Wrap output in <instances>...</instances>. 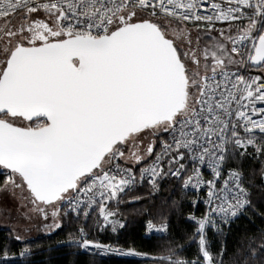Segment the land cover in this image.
Segmentation results:
<instances>
[{
	"label": "snow or ice",
	"instance_id": "snow-or-ice-1",
	"mask_svg": "<svg viewBox=\"0 0 264 264\" xmlns=\"http://www.w3.org/2000/svg\"><path fill=\"white\" fill-rule=\"evenodd\" d=\"M247 158L264 165V0H0V193L29 221L74 218L78 247L151 264H264V229L231 255L209 236L251 206ZM168 177L195 191L194 252L93 238L127 227L126 190ZM146 216L145 236L170 234L163 212Z\"/></svg>",
	"mask_w": 264,
	"mask_h": 264
},
{
	"label": "trees",
	"instance_id": "trees-1",
	"mask_svg": "<svg viewBox=\"0 0 264 264\" xmlns=\"http://www.w3.org/2000/svg\"><path fill=\"white\" fill-rule=\"evenodd\" d=\"M164 22L167 23V21ZM250 71L258 72V70ZM251 151L250 148L249 152ZM241 164L246 176L245 183L249 184L251 191V206L238 219H235L230 227L224 226L223 235L216 234L214 230L209 231L210 239L215 246L219 247L222 242L227 243L229 255L240 246L242 237L252 236L260 229H264V216L261 215L264 214V173L261 171L264 165L255 158L242 159ZM3 171L0 169V172ZM181 185L182 181L168 177L158 182L156 190L145 184L125 191L121 196L119 210L127 227L115 234L110 230L93 231V238L113 244L118 242L124 248L134 246L140 251H148L150 247L155 249L157 245L166 244L169 240L175 239L186 245L183 255H190L195 251L196 246L194 244L189 246L187 239L182 240L181 237L185 236L192 227L186 217L192 208L193 196L184 191ZM174 201L176 204H173ZM149 211L153 215L163 212L167 216L170 222V234L151 235L150 238L145 236L146 230L141 226V221L150 218L146 216ZM92 222L93 220L89 221V223ZM78 223L74 218L66 219L64 227L54 232L21 240H7L10 256L0 259V264H145L149 261L144 258L105 257L81 252L78 246L69 240V234L75 232V225ZM10 235H16L11 228H0V241H4ZM125 241H127L126 244ZM24 249L29 251L24 256H20L19 253Z\"/></svg>",
	"mask_w": 264,
	"mask_h": 264
},
{
	"label": "rangeland",
	"instance_id": "rangeland-1",
	"mask_svg": "<svg viewBox=\"0 0 264 264\" xmlns=\"http://www.w3.org/2000/svg\"><path fill=\"white\" fill-rule=\"evenodd\" d=\"M18 195L13 198L11 194L0 193V228L9 227L22 239L47 233L35 219L29 221L28 209L19 202Z\"/></svg>",
	"mask_w": 264,
	"mask_h": 264
},
{
	"label": "built area",
	"instance_id": "built-area-1",
	"mask_svg": "<svg viewBox=\"0 0 264 264\" xmlns=\"http://www.w3.org/2000/svg\"><path fill=\"white\" fill-rule=\"evenodd\" d=\"M225 25H221V24H217L216 25V27L217 28H219V27H224ZM251 73L254 75V74H257V73H255V72H252L251 71ZM245 74H247V73H245ZM142 166H144V165H142ZM205 174L207 175L208 173H207V170H205ZM145 184H148V182L147 181H145V182H143V183H140V182H137L136 184H135V186H133L130 190H132V189H134V188H136L137 186H142V185H145ZM149 185V184H148ZM127 191V190H126ZM184 191H186L187 193H191L192 194V196H193V199H192V201L194 200V199H196V194H195V191L193 190V189H191V188H188V189H184ZM249 191H250V189H249ZM250 193H251V191H250ZM200 195L201 196H203V192H201L200 193ZM251 199V198H250ZM201 207V211H203V209H204V205H203V203H201L200 205H199V208ZM246 210V209H245ZM151 235H162V236H164V235H166V234H162V233H153V234H151ZM97 240H99V239H97ZM99 241H101V242H104V241H102V240H99ZM71 242V241H70ZM104 243H111V242H104ZM76 245V244H75ZM79 248V250L81 251V252H84V253H91V254H95V255H100V256H105V257H111V256H126V257H134V258H142V257H137V256H128V255H124V254H117V253H104L103 251H101V250H95V249H92V250H85V249H82V248H80V247H78ZM145 264H151V261H148V262H146Z\"/></svg>",
	"mask_w": 264,
	"mask_h": 264
}]
</instances>
